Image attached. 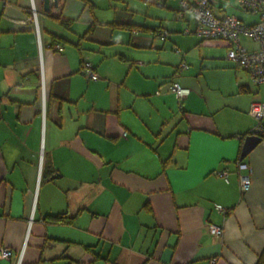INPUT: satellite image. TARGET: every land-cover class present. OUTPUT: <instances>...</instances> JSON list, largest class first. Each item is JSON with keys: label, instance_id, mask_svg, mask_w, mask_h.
Segmentation results:
<instances>
[{"label": "crops", "instance_id": "0c3cea01", "mask_svg": "<svg viewBox=\"0 0 264 264\" xmlns=\"http://www.w3.org/2000/svg\"><path fill=\"white\" fill-rule=\"evenodd\" d=\"M34 3L40 45L31 0H0V246L13 251L0 264L21 251V264H254L264 137L239 157L264 84L227 59L230 42L197 36L179 0ZM210 4L259 21L238 0ZM239 45L259 49L245 35ZM171 81L190 94L178 100ZM239 162L251 170L244 193ZM62 213L70 222L47 218Z\"/></svg>", "mask_w": 264, "mask_h": 264}, {"label": "built area", "instance_id": "2783aa9c", "mask_svg": "<svg viewBox=\"0 0 264 264\" xmlns=\"http://www.w3.org/2000/svg\"><path fill=\"white\" fill-rule=\"evenodd\" d=\"M240 6L259 16V21L253 25H245L240 19L233 15H228L223 18L217 17L211 8L210 0H179V5L182 10L192 14L195 27L194 33L202 39H224L230 42L226 57L231 62L244 68L250 75L251 81L255 85L264 84V0H238ZM30 21L34 25V30L38 37L40 45V27L38 24V10L31 0L30 6ZM183 33L188 34L190 31L184 29ZM245 35L255 40L259 44L257 51L247 52L239 45V36ZM166 37V32H162L159 36L161 40ZM55 50L61 52L63 49L59 44L54 46ZM178 52V50H176ZM182 68H187V65L182 63ZM81 70L84 76L90 80H97L98 74L95 72L92 64L84 61L81 65ZM169 89L174 93L178 100H182L190 94V89L183 87L176 81L169 83ZM41 93V115H45V88L42 83L40 87ZM248 114L255 120V125L250 134L264 137V102H252L249 105ZM237 168L240 170H248L247 174L239 175V189L241 193L246 192L251 183V170L245 163L239 162ZM221 176L226 178L227 171H221ZM214 208L221 213H226L227 210L219 204H215ZM212 235L218 237L222 234V228L209 225ZM13 254V251L7 246H0V261H8ZM22 251L18 254L14 264H21Z\"/></svg>", "mask_w": 264, "mask_h": 264}, {"label": "water", "instance_id": "95a60500", "mask_svg": "<svg viewBox=\"0 0 264 264\" xmlns=\"http://www.w3.org/2000/svg\"><path fill=\"white\" fill-rule=\"evenodd\" d=\"M43 11L47 12L51 8L58 5V0H41ZM262 137L254 134H249L244 137L242 143V149L240 153V160H243L247 154L261 141Z\"/></svg>", "mask_w": 264, "mask_h": 264}, {"label": "trees", "instance_id": "16d2710c", "mask_svg": "<svg viewBox=\"0 0 264 264\" xmlns=\"http://www.w3.org/2000/svg\"><path fill=\"white\" fill-rule=\"evenodd\" d=\"M64 23V22H62ZM47 218L53 222L67 223L70 222V218L65 214L49 215ZM254 264H264V248L258 254L257 259Z\"/></svg>", "mask_w": 264, "mask_h": 264}, {"label": "bare ground", "instance_id": "6f19581e", "mask_svg": "<svg viewBox=\"0 0 264 264\" xmlns=\"http://www.w3.org/2000/svg\"><path fill=\"white\" fill-rule=\"evenodd\" d=\"M237 171V170H236ZM241 171V170H240Z\"/></svg>", "mask_w": 264, "mask_h": 264}]
</instances>
